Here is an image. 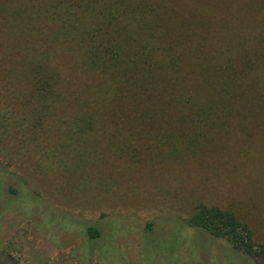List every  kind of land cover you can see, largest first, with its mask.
Segmentation results:
<instances>
[{"label":"trees","instance_id":"16d2710c","mask_svg":"<svg viewBox=\"0 0 264 264\" xmlns=\"http://www.w3.org/2000/svg\"><path fill=\"white\" fill-rule=\"evenodd\" d=\"M0 79L17 156L53 131L97 159H229L264 203V0H0ZM186 221L264 260L236 209Z\"/></svg>","mask_w":264,"mask_h":264},{"label":"rangeland","instance_id":"374dc122","mask_svg":"<svg viewBox=\"0 0 264 264\" xmlns=\"http://www.w3.org/2000/svg\"><path fill=\"white\" fill-rule=\"evenodd\" d=\"M3 92L0 79V105ZM12 122L0 116V264H264L186 221L201 201L232 207L264 242V203L235 161L97 159L92 136L53 131L17 156Z\"/></svg>","mask_w":264,"mask_h":264}]
</instances>
